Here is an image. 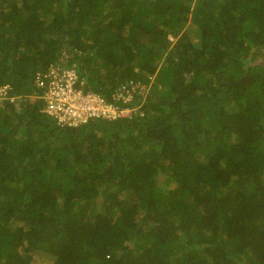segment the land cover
I'll return each instance as SVG.
<instances>
[{
	"label": "trees",
	"instance_id": "obj_1",
	"mask_svg": "<svg viewBox=\"0 0 264 264\" xmlns=\"http://www.w3.org/2000/svg\"><path fill=\"white\" fill-rule=\"evenodd\" d=\"M52 63L140 109L58 124ZM6 83L0 264H264V0H0Z\"/></svg>",
	"mask_w": 264,
	"mask_h": 264
},
{
	"label": "built area",
	"instance_id": "obj_2",
	"mask_svg": "<svg viewBox=\"0 0 264 264\" xmlns=\"http://www.w3.org/2000/svg\"><path fill=\"white\" fill-rule=\"evenodd\" d=\"M64 55L60 58L61 61ZM37 90L28 94L32 101L41 99L42 110L60 125L75 126L95 117L114 118L130 116L139 106H123L106 101L94 91H85V80L74 67L61 63H52L46 69L39 70L34 76ZM145 86L139 82H128L115 92V99L123 102L131 100L136 92L142 93ZM10 84L0 85V102H14L17 98L10 91ZM39 91V92H38Z\"/></svg>",
	"mask_w": 264,
	"mask_h": 264
},
{
	"label": "rangeland",
	"instance_id": "obj_3",
	"mask_svg": "<svg viewBox=\"0 0 264 264\" xmlns=\"http://www.w3.org/2000/svg\"><path fill=\"white\" fill-rule=\"evenodd\" d=\"M145 90H147V88H145L143 90V92L140 93V95H144L145 94ZM38 256H39L38 264H50V257L49 256H46V255H43V254H39Z\"/></svg>",
	"mask_w": 264,
	"mask_h": 264
},
{
	"label": "clouds",
	"instance_id": "obj_4",
	"mask_svg": "<svg viewBox=\"0 0 264 264\" xmlns=\"http://www.w3.org/2000/svg\"><path fill=\"white\" fill-rule=\"evenodd\" d=\"M153 79V76H151L150 77V81ZM137 82V81H136ZM140 83V82H139ZM140 84H142V85H144L145 86V88H147V90H145V94L147 93V91H148V88H149V84H143V83H140ZM122 85V84H121ZM136 94H139L140 95V92L138 93V92H136V93H134L133 95H135L136 96ZM145 94L144 95H140L142 98H144L145 97ZM134 96H132V98H133ZM131 98V99H132ZM142 98H141V100H142ZM0 103H2V102H0Z\"/></svg>",
	"mask_w": 264,
	"mask_h": 264
}]
</instances>
